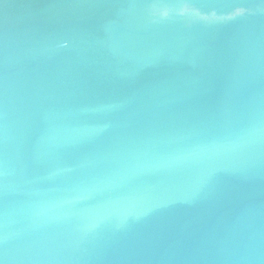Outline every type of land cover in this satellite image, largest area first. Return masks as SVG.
I'll use <instances>...</instances> for the list:
<instances>
[{
    "label": "water",
    "instance_id": "obj_1",
    "mask_svg": "<svg viewBox=\"0 0 264 264\" xmlns=\"http://www.w3.org/2000/svg\"><path fill=\"white\" fill-rule=\"evenodd\" d=\"M0 264H264V0H0Z\"/></svg>",
    "mask_w": 264,
    "mask_h": 264
}]
</instances>
